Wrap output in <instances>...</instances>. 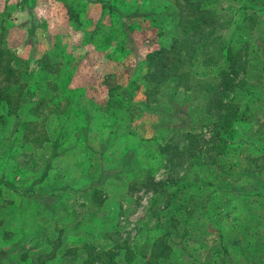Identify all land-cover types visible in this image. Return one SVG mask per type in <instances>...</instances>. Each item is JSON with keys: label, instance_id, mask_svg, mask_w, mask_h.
I'll return each instance as SVG.
<instances>
[{"label": "rangeland", "instance_id": "rangeland-1", "mask_svg": "<svg viewBox=\"0 0 264 264\" xmlns=\"http://www.w3.org/2000/svg\"><path fill=\"white\" fill-rule=\"evenodd\" d=\"M91 1L0 0L18 82L0 102V264H264V7L250 22L203 1L227 9L230 69L245 61L233 93L206 101L145 92L146 56L181 36L183 4ZM208 57L197 75L216 70Z\"/></svg>", "mask_w": 264, "mask_h": 264}, {"label": "trees", "instance_id": "trees-1", "mask_svg": "<svg viewBox=\"0 0 264 264\" xmlns=\"http://www.w3.org/2000/svg\"><path fill=\"white\" fill-rule=\"evenodd\" d=\"M204 0H178L177 3L183 4L185 7V18H183V25L181 27V36L175 38L168 47H161L154 51H151L146 56V66L150 70L146 76L147 81V96H151V91L159 90L160 87H164L168 84L174 85L175 89H181L186 92L191 91L194 95L201 91H204L206 95V101H210L209 94L218 87H224L226 94L233 93L235 87L233 81L238 77L240 72L244 71L245 61H242V67L239 70L232 71L230 69V62L240 58L242 49L237 50L238 53L233 50L234 45H229L228 39L225 37V31L229 22L222 20L223 15H226L227 9H216L213 11L212 8L203 5ZM237 6L236 14L233 18L240 13L241 9L247 7L250 9L251 15L248 13L242 15L244 18H251L250 22L253 21V14L260 12L261 8L264 7V0H233ZM91 3L99 4L102 8L106 5L100 0H92ZM240 15V14H239ZM227 16V15H226ZM218 17L222 21L218 20ZM230 17V21L233 20ZM2 42V41H1ZM255 43H246L244 49H248L254 53ZM258 46H260L258 44ZM264 48V43H263ZM264 52V49H262ZM11 51L2 43H0V102H9L13 91L9 89V85L17 84V73L14 72L11 64L13 60L11 57H7ZM209 53L208 57L203 63L206 69L216 68L209 74L197 75L196 68L201 64L202 55ZM234 53V54H233ZM11 54V53H10ZM239 54V55H238ZM247 57V52L245 51ZM249 55V52H248ZM224 65H222V60ZM246 60V59H245ZM192 84H187L189 81ZM152 93V94H153ZM14 98V96H13ZM150 100V99H149ZM223 96L219 94L217 101L222 102ZM174 111V109L172 110ZM234 119L229 120L227 123L231 125L234 123L236 117V111L234 110ZM217 119L224 122L226 116H222L220 113L217 114ZM83 135H85L83 133ZM189 139L195 138V136H189ZM194 142L188 140L187 145H176V151L182 154L192 148ZM207 149V146L203 147ZM202 146L200 147V151ZM89 249L94 250V246H90ZM35 253V252H33ZM130 250H124L122 254L123 258L129 261L126 256ZM96 255V254H95ZM152 255V252L150 253ZM92 257V255H90ZM98 256V255H96ZM126 256V257H125ZM121 260V258H119ZM112 264H124L118 261L112 262Z\"/></svg>", "mask_w": 264, "mask_h": 264}, {"label": "crops", "instance_id": "crops-1", "mask_svg": "<svg viewBox=\"0 0 264 264\" xmlns=\"http://www.w3.org/2000/svg\"><path fill=\"white\" fill-rule=\"evenodd\" d=\"M87 1H89V0H87Z\"/></svg>", "mask_w": 264, "mask_h": 264}]
</instances>
